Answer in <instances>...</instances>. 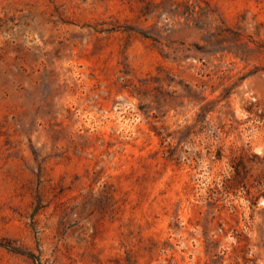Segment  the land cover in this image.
<instances>
[{
    "label": "rangeland",
    "instance_id": "374dc122",
    "mask_svg": "<svg viewBox=\"0 0 264 264\" xmlns=\"http://www.w3.org/2000/svg\"><path fill=\"white\" fill-rule=\"evenodd\" d=\"M27 254L264 264V0H0V264Z\"/></svg>",
    "mask_w": 264,
    "mask_h": 264
},
{
    "label": "trees",
    "instance_id": "16d2710c",
    "mask_svg": "<svg viewBox=\"0 0 264 264\" xmlns=\"http://www.w3.org/2000/svg\"><path fill=\"white\" fill-rule=\"evenodd\" d=\"M8 248H10L11 250H13V251H15V252H19V250L16 249V248H12V247H10V246H8ZM27 256L29 257V259L32 260V262H33L34 264H41V262H40V261L37 259V257L34 256L33 254H27Z\"/></svg>",
    "mask_w": 264,
    "mask_h": 264
}]
</instances>
